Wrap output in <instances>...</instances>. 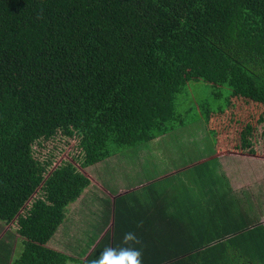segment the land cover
<instances>
[{"label":"trees","instance_id":"16d2710c","mask_svg":"<svg viewBox=\"0 0 264 264\" xmlns=\"http://www.w3.org/2000/svg\"><path fill=\"white\" fill-rule=\"evenodd\" d=\"M193 81L232 92L187 120ZM199 120L215 150L257 153L264 0H0V220L23 237L12 264L79 262L48 243L92 183L81 169ZM58 135L79 158L41 157ZM200 252L150 264H264Z\"/></svg>","mask_w":264,"mask_h":264},{"label":"rangeland","instance_id":"374dc122","mask_svg":"<svg viewBox=\"0 0 264 264\" xmlns=\"http://www.w3.org/2000/svg\"><path fill=\"white\" fill-rule=\"evenodd\" d=\"M220 92L221 89L208 82H190L183 94L187 101L180 107V111L187 120L192 116L195 121L200 115L198 104L207 102L217 108L221 103L225 104V98L231 94L232 89L225 85L221 97L218 96ZM190 107L192 109L187 113ZM210 138L204 121L199 120L154 141L128 148L97 165L82 168L81 170L91 177L92 183L78 201L70 204L65 222L48 245L80 260L69 264H92V260L96 259L105 247L114 245L113 232L119 226L117 202L125 199L131 200V203L137 206L145 205L148 203L147 198L155 197L150 191H161V185L171 189L172 192L167 195L169 199H172L173 195L176 196V192H180L181 188L183 192L189 191L188 187H184L188 185V181L193 178L194 181H206V176L209 178L208 174L213 173V169L203 163L210 156V152L219 156L221 161L227 162L235 172L243 166L247 167L246 171L252 170V162L240 164L237 157L254 154L243 150L215 153ZM254 144L257 152L255 155L262 158L261 162L256 163V168L259 172H264V124L256 133ZM35 149L43 158L55 154L52 159L56 165L81 155L78 140L61 135L50 141H43L42 146L36 144ZM199 163L201 165L193 168ZM216 163L217 161H213L209 165L213 167ZM194 181L190 184L193 185ZM163 200L159 196L153 201L157 203ZM124 228L127 231V227ZM22 248L23 237L18 233L17 224L0 220V264H12L22 252ZM165 259L168 262L171 258Z\"/></svg>","mask_w":264,"mask_h":264},{"label":"crops","instance_id":"0c3cea01","mask_svg":"<svg viewBox=\"0 0 264 264\" xmlns=\"http://www.w3.org/2000/svg\"><path fill=\"white\" fill-rule=\"evenodd\" d=\"M213 151L221 152L214 146ZM237 158L240 164L252 162V170L246 171L247 167L243 166L235 172L210 152L208 159L200 162L207 163L213 173L208 174L209 178L206 176V181H194V178L188 181L184 187L189 191L183 192L181 188L169 199L171 189L161 185V191H150L155 197L147 198L145 205L137 206L125 199L117 202L119 226L113 232V247L125 246L124 234L133 232L139 244L132 246L141 250L143 264L166 257L195 258L204 249H211L209 257H238L239 252L248 257H264V251L260 253L264 248V229L261 230L264 227V172L256 168L262 158L257 155ZM213 161L217 163L211 167L209 164ZM159 196L164 200L154 203Z\"/></svg>","mask_w":264,"mask_h":264},{"label":"clouds","instance_id":"9594fccd","mask_svg":"<svg viewBox=\"0 0 264 264\" xmlns=\"http://www.w3.org/2000/svg\"><path fill=\"white\" fill-rule=\"evenodd\" d=\"M135 244H139L137 236L133 232H126L123 238L125 246L105 247L98 257L92 260V264H143L142 252L132 246Z\"/></svg>","mask_w":264,"mask_h":264}]
</instances>
